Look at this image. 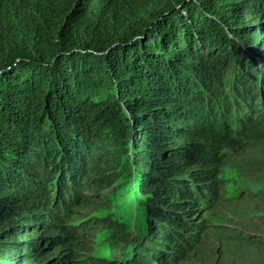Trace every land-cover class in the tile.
I'll use <instances>...</instances> for the list:
<instances>
[{"label": "trees", "instance_id": "16d2710c", "mask_svg": "<svg viewBox=\"0 0 264 264\" xmlns=\"http://www.w3.org/2000/svg\"><path fill=\"white\" fill-rule=\"evenodd\" d=\"M261 52L264 0H0V264H72L88 225L71 218L99 181L83 172L102 163L146 205L102 264L186 262L215 212L243 241L231 219L260 209L264 180L223 197V165L264 144Z\"/></svg>", "mask_w": 264, "mask_h": 264}, {"label": "rangeland", "instance_id": "374dc122", "mask_svg": "<svg viewBox=\"0 0 264 264\" xmlns=\"http://www.w3.org/2000/svg\"><path fill=\"white\" fill-rule=\"evenodd\" d=\"M249 36L253 43L256 40H263L254 37L252 34ZM263 47V46H262ZM264 55L263 52L260 53ZM168 95V94H166ZM168 98H172L171 95ZM186 106L185 103L173 102L169 105L172 108L183 109ZM248 107L250 110L256 108V97H250L248 100ZM164 124H176L180 123L170 122L164 120ZM155 134H158V139H163L164 134L161 130L153 129ZM165 139V138H164ZM170 139V138H168ZM146 141H152L148 146L150 150L152 148L154 139L147 137ZM247 146L244 149V153L240 156L234 154H228L225 164L223 165L226 174L233 179L229 183L225 184V191L223 197H226L228 193L233 190L232 185L240 181H253L259 178V181L264 180V144L255 140L252 146ZM147 160H150L148 154ZM124 163L121 165L123 166ZM116 167H120L116 165ZM97 172H90V166L87 167V171L83 172V176H91L99 181L94 184L91 182L92 187L90 191L86 193L85 203L76 207L74 216L71 221L82 220L88 225V236L84 246L77 250V256L74 258L72 264H100L104 263L109 258H115L118 260L119 256L126 252V249H122L120 242L123 241L122 237H118L115 226L121 228L124 232H127L129 227L139 223L141 221L142 207H146L143 200L142 193L135 188L138 186H125L123 181V173L120 175L119 171L111 172L110 166L106 163L99 165ZM132 168L130 169V173ZM85 176V177H86ZM89 189V188H88ZM141 194V195H140ZM232 199V195L229 196ZM140 201H143L140 208ZM260 209L257 212L251 213L248 209L244 214L239 215L234 220L233 224L240 223L242 227H248L250 231H259L264 224L261 219L260 211H264V202L254 200ZM231 207L234 210H241L242 205L240 201L224 203L220 209L223 211L225 208ZM226 210L223 213L225 215ZM87 221V222H86ZM109 221V225L104 223ZM206 223V230L203 233L204 243L201 247V251L190 256L186 262H180L179 264H264V248H258L250 244L243 243V241L227 240V237L220 238L219 232L215 226L219 224V218L217 212L204 218ZM74 224V223H73ZM130 233V230H129ZM17 264H20L19 254H17ZM30 258V257H29ZM41 261V259L26 261L24 264H33L34 262ZM43 261V260H42ZM119 261V260H118ZM146 264H151L150 262Z\"/></svg>", "mask_w": 264, "mask_h": 264}, {"label": "clouds", "instance_id": "9594fccd", "mask_svg": "<svg viewBox=\"0 0 264 264\" xmlns=\"http://www.w3.org/2000/svg\"><path fill=\"white\" fill-rule=\"evenodd\" d=\"M230 218H232V217H230ZM235 219H236V217L232 218L231 220L234 222ZM236 224H237L236 225L237 227H240L242 229V232H243L242 238L243 239L247 238L248 236H251L253 238L259 237V236H256V233L259 232V231H250L248 227H242V226H240V223H236ZM262 224H264V220L262 221ZM232 225H230V226H232ZM261 229L264 230L263 227ZM248 232H249V234H248ZM263 236H264V234L262 235V237Z\"/></svg>", "mask_w": 264, "mask_h": 264}]
</instances>
